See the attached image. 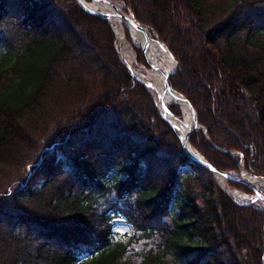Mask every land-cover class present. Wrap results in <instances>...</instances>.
Here are the masks:
<instances>
[{"label": "trees", "instance_id": "obj_1", "mask_svg": "<svg viewBox=\"0 0 264 264\" xmlns=\"http://www.w3.org/2000/svg\"><path fill=\"white\" fill-rule=\"evenodd\" d=\"M119 1L176 59L169 84L204 127L191 144L217 169L264 176V0ZM51 119L64 124L56 135ZM27 166L24 185L0 197L14 206L0 208L3 264H264V210L235 202L183 151L108 21L76 0H0V190ZM118 217L133 227L126 242Z\"/></svg>", "mask_w": 264, "mask_h": 264}, {"label": "rangeland", "instance_id": "obj_2", "mask_svg": "<svg viewBox=\"0 0 264 264\" xmlns=\"http://www.w3.org/2000/svg\"><path fill=\"white\" fill-rule=\"evenodd\" d=\"M77 1V0H76ZM87 3H91V2H94V0H86ZM114 2H118L121 4V6L123 7V11L126 12V13H132V11L130 10V8H127L123 2L119 1V0H112ZM164 2V0H152V3L150 2V6L149 8H153L154 9V6H158V5H161L162 3ZM80 5V4H79ZM152 9V10H153ZM133 14V13H132ZM134 15V14H133ZM135 17V16H134ZM136 19V18H135ZM137 20V19H136ZM108 21V20H107ZM140 22V21H139ZM110 27L112 28L113 30V33H114V41H115V47H116V50H117V53L120 57V59L123 61V63L126 65V67L128 68V70L130 71V73L132 75H134V72H138L139 74H143L145 76L148 75V71L147 69H150V65L147 63V61L145 60L144 58V55H143V52H142V47H140L139 45H137L133 39H132V35L130 33V31L125 28V31H124V39L125 41L130 45L131 49L133 50V52L135 53V64H131L129 59H128V49L126 48L125 46V42L121 39H119L116 31L114 30L112 24L110 21H108ZM141 23V22H140ZM141 24H144V23H141ZM146 25V24H144ZM146 27L148 28L149 30V33L151 34V36L153 38H156V39H159L160 41H162L159 36L157 35V33L153 30H151L149 28L148 25H146ZM1 29H3L2 31L4 32V35H9L12 39V43H13V46L15 47L16 50H19L21 47H22V41H21V36L17 31V25H15V23L13 22H7V23H4L1 27ZM158 37V38H157ZM163 42V41H162ZM164 43V42H163ZM165 44V43H164ZM142 56V58L144 59L143 61H141L139 59V56ZM140 56V57H141ZM140 65V66H139ZM94 73V72H93ZM92 74V73H91ZM89 76H90V79H89ZM89 76L86 80V83H88V85L90 86V89H93L94 88V83H97V79H99V77L94 73V76L93 75H90L89 73ZM140 77V76H139ZM141 78V77H140ZM143 79V78H142ZM146 81V80H145ZM87 85V86H88ZM146 87V86H145ZM147 91L149 92V94L152 96V98L155 100L156 102V106H157V109L158 111L160 112V114L162 113L161 112V109L159 107V98H158V95H155V93H151L149 91V88L146 87ZM90 100V99H89ZM77 103L78 101L76 100L75 97H72V98H69V99H66L62 102V109H63V113H64V117L66 116H69V114L73 113L76 109H77ZM178 104V103H176ZM179 105V104H178ZM180 109H181V117L180 118H183L184 117V114H183V110L181 108V106L179 105ZM196 111V110H195ZM198 117V116H197ZM198 123H199V127L197 128H194V130H200L202 129L203 130V126L202 124L199 122L198 120ZM64 126V124L61 122H56L54 120L51 119L50 122H48L47 124V127H49V130L47 131L49 134H54L56 135V131H54V129L56 128L57 130L59 129H62ZM171 126L174 128V130L178 133V135L180 136V139H181V132L176 129V127L173 126V124H171ZM205 130V129H204ZM192 134V133H191ZM57 138V137H56ZM58 139V138H57ZM190 140H191V135H190ZM55 142L51 143V147H53V149L55 150V153H57L58 155V158H61L65 161H70L68 158H67V155L65 153V151H63L62 148L58 147V145L56 144ZM49 145V146H50ZM181 146H182V143H181ZM58 147V148H57ZM61 147H64V145H62ZM190 147H193V149L195 150L194 153L196 154H199L201 155L202 157H204L199 151L198 149H196L192 144H191V141H190ZM192 152V151H191ZM232 154H237V152L235 151H230ZM205 158V157H204ZM206 159V158H205ZM207 160V159H206ZM208 161V160H207ZM201 164V163H200ZM203 165V164H201ZM30 166V165H29ZM29 166H27V168H23V169H20L18 172H17V169L13 170L14 171V174L12 175L11 178L9 179H4L3 180V186H5L4 189L0 190V197H6L8 196L10 193H13L15 191H17L19 189V187H21L22 185H24V182H25V179H26V174H28L29 170ZM70 165L66 166V168L68 169ZM204 166V165H203ZM206 167V166H205ZM207 168V167H206ZM245 169L246 171L250 172V170H248L244 165H242L241 163V168L240 170L238 171H228V170H222V169H219V170H222V171H225V172H229V173H233V174H236V175H239L240 172L242 171V169ZM186 170H189V168H186ZM251 173V172H250ZM253 174V173H252ZM255 175V174H254ZM217 175L213 176L214 179L216 180V183L218 184V186L226 193L228 194L227 190L220 184V182L218 181ZM257 176V175H256ZM64 179V178H63ZM226 179V178H225ZM63 181V180H62ZM227 183H228V186L233 188L234 190L236 191H240V192H243V190L237 188L236 186L232 185L231 183H240V182H235V181H231L229 179H226ZM57 182V181H56ZM55 182V183H56ZM240 184H243V183H240ZM40 184H38L39 186ZM245 185V184H243ZM246 187H248L249 189H251V187L245 185ZM256 186V185H255ZM258 187V186H256ZM259 188V187H258ZM260 191L264 192V187H261L259 188ZM252 190V189H251ZM244 193V192H243ZM231 198H233L230 194H228ZM257 196L255 195V193H244V195L241 196V199L240 200H237L238 202L242 203H248L249 201L251 200H254ZM5 200H1L0 198V208L1 209H6L8 211H10V209H14V206H10L8 207L9 205H6L5 203H2L4 202ZM6 202V201H5ZM256 205L259 206V208H262V210H264V201L262 200H258L256 202ZM114 232L116 234V239L119 240V241H124L126 242L129 237L133 234V227L132 225L127 222L125 219H123V217H118L116 218L115 220V223H114ZM8 232H6V235L8 237ZM4 237V236H3ZM21 237V236H20ZM17 243H20V241H18ZM25 243V242H24ZM26 244V243H25ZM23 245V244H22ZM28 245V244H27ZM7 248L9 249V245H7ZM1 251V249H0ZM3 261L6 263V258H2ZM0 263L3 264L2 260L0 259Z\"/></svg>", "mask_w": 264, "mask_h": 264}, {"label": "bare ground", "instance_id": "obj_3", "mask_svg": "<svg viewBox=\"0 0 264 264\" xmlns=\"http://www.w3.org/2000/svg\"><path fill=\"white\" fill-rule=\"evenodd\" d=\"M81 1L86 6H91L95 9L97 8L113 14L110 22L119 39L125 42V46L128 49L127 57L131 64H135L136 62L135 53L124 39L125 28L130 31L133 41L146 50V55L149 61L153 63L154 67L150 66V69H147V76L139 74L136 71L134 72L133 76H140L144 80L151 82L152 85L149 87V91L151 93H155V95H161L163 98L162 103L159 101V107L162 114L170 119L173 126L176 127V129H178L182 135H184L188 128L193 126V115L186 101L182 97L174 95L165 87V75L173 72L176 68V62L167 50L166 46L158 39L153 38L146 26L138 27L135 25L133 23V17L129 13L127 18L121 17L120 14L123 12V7L120 3L114 2L112 0H94V2L91 3H87L86 0ZM172 102H177L181 106L184 114L183 120H176L173 117H170L166 112L165 108H167ZM188 149L192 152H195L193 147L189 146ZM216 177L220 184L234 199H241V196L244 195L243 192L236 191L229 187L226 179L223 176L217 175ZM241 177L251 185H256L259 188L264 187V178L257 177L246 171L244 168L241 171Z\"/></svg>", "mask_w": 264, "mask_h": 264}, {"label": "water", "instance_id": "obj_4", "mask_svg": "<svg viewBox=\"0 0 264 264\" xmlns=\"http://www.w3.org/2000/svg\"><path fill=\"white\" fill-rule=\"evenodd\" d=\"M77 2L81 5V7H83L87 12L91 13V14H94V15H97V16H100V17H103L105 18L106 20L110 21L111 17L113 14L111 13H108V12H105L103 10H100V9H95L94 7H91V6H86L83 4V2L81 0H77ZM130 15L133 17V23L135 25H137L138 27L139 26H146L144 24H141L138 20L135 19L134 15L132 13H130ZM121 17L123 18H127L128 16V13L126 12H121L120 14ZM158 38V37H157ZM159 40V39H158ZM160 41V40H159ZM162 42V41H160ZM163 43V42H162ZM164 44V43H163ZM165 45V44H164ZM166 46V45H165ZM167 48V46H166ZM167 50L169 51V49L167 48ZM142 52H143V55H144V58L145 60L147 61V63L150 65V66H153V63L149 61L147 55H146V50L144 48H142ZM170 53V51H169ZM171 54V53H170ZM172 55V54H171ZM173 57V56H172ZM174 58V57H173ZM175 62H176V68L173 72L171 73H168L165 75V87L170 90L174 95L176 96H180L182 97L188 107L190 108L191 112H192V115H193V126H190L188 128V130L185 132L184 135L181 136V143H182V149L183 151L194 161H197L198 163H201L203 164L204 166L207 167V169L211 172V174L213 176L215 175H221L223 176L224 178L226 179H229L231 181H235V182H240V183H243L249 187H251V189L253 190V192L255 193V195L257 196L254 200H251L250 202L251 203H256L258 200H262L264 201V192L260 191V189L258 187H256L255 185H251L250 183H248L247 181H245L242 177H241V172L239 175H236V174H233V173H229V172H225V171H222V170H219L217 169L216 167H214L210 162H208L204 157H202L201 155L199 154H196L194 152H191L188 147L190 146V135L193 131L194 128H197L199 127V123H198V117H197V113L194 109V107L191 105V103L181 94L179 93L178 91L174 90L170 84H169V77L177 70L178 68V63L176 61V59L174 58ZM134 78H136L138 81L142 82L146 87H150L152 84L150 81H145L144 79L138 77V76H135ZM158 98H159V101L162 103L163 102V98L161 95H158ZM173 103V102H172ZM174 103H177V102H174ZM166 109V112L168 113V115L170 117H173L174 119L176 120H183V118H180V117H177L175 116L170 110L169 108H165ZM164 118L166 120H168L170 123V119H168L165 115H163ZM172 124V123H171ZM257 177H261V178H264V176H257ZM229 194V193H228ZM234 199V198H233ZM235 200V199H234ZM236 201V200H235ZM238 202V201H237Z\"/></svg>", "mask_w": 264, "mask_h": 264}]
</instances>
